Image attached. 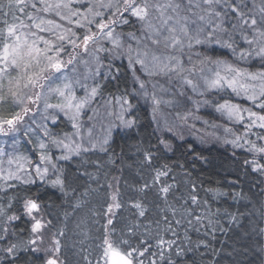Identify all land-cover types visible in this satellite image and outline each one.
Listing matches in <instances>:
<instances>
[{"label":"snow or ice","instance_id":"1","mask_svg":"<svg viewBox=\"0 0 264 264\" xmlns=\"http://www.w3.org/2000/svg\"><path fill=\"white\" fill-rule=\"evenodd\" d=\"M0 201V264H264V0H0Z\"/></svg>","mask_w":264,"mask_h":264},{"label":"trees","instance_id":"2","mask_svg":"<svg viewBox=\"0 0 264 264\" xmlns=\"http://www.w3.org/2000/svg\"><path fill=\"white\" fill-rule=\"evenodd\" d=\"M192 142L195 144L196 141L192 139L191 137H188ZM197 147H200L197 145ZM205 148V155L208 156L210 153L209 158L212 160V165L208 169V178H210L212 181H220L222 185L225 186V190H229L227 188V180L232 175V170L234 168V165L231 162V158L229 155V152L225 150L224 146L222 145H206ZM253 181H249V183H252ZM256 189L253 188V192H255ZM55 195H59L58 193ZM53 199H55V196H53ZM0 203H3V201H0ZM69 227L71 228L72 225L70 224ZM72 233L69 232V236H71ZM193 238H196V234L193 233ZM71 243V240L69 241ZM89 243H93L92 241H89ZM75 259V258H74Z\"/></svg>","mask_w":264,"mask_h":264}]
</instances>
